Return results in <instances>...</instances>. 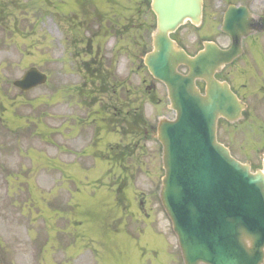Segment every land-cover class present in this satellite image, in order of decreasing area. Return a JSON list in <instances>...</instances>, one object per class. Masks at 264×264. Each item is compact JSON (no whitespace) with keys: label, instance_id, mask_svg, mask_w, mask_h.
I'll use <instances>...</instances> for the list:
<instances>
[{"label":"rangeland","instance_id":"1","mask_svg":"<svg viewBox=\"0 0 264 264\" xmlns=\"http://www.w3.org/2000/svg\"><path fill=\"white\" fill-rule=\"evenodd\" d=\"M3 1L6 10L0 13V260L14 264L19 258H62L64 250L59 246L68 234L64 211L69 195H73L72 202L82 199L87 208L95 209L96 202H101L103 242L140 241L153 248L157 244L163 250L158 256L150 250L129 251L133 264L146 260L150 264H178L176 240L167 239L164 232L170 221L158 201L164 170L155 126L162 114L174 116L173 111L161 104L166 100L165 92L158 87L160 101L145 96L137 102L143 105V116L153 133L146 142H139L132 134L115 128L113 132L99 131L98 136L94 117L86 113L91 107L85 110L73 90L84 87V75L89 69L84 64L86 60L91 61L92 67L100 66L102 61L106 73L112 70L118 76H129L134 84L145 78L149 82L141 59L148 46H138L135 37L141 33L147 37L154 27L146 26L143 31H131L132 34L120 30L118 37L105 33L106 20L96 21L95 10L98 8L104 14L112 7L125 8L129 0ZM120 13L127 12L121 9ZM129 26L136 27L131 22ZM213 31L218 34L216 25ZM181 32L191 38L194 30L187 27ZM205 32L204 28L200 34ZM31 66L45 72L48 81L21 92L13 81ZM97 99L100 101L95 106L109 105L105 102L109 99L106 94ZM233 129L237 140L250 146L256 135L264 134V121L251 130L246 125ZM136 142L138 149L125 162L124 173L113 165L110 150L117 149V143L121 149L130 143L127 151H135ZM258 151L259 148L240 149L233 153L244 160L255 159ZM118 178L127 179L119 194L118 185L113 186ZM124 192L130 201V211L122 223L123 231H115L117 227L109 225L110 215L104 211L119 210L114 205L117 199L114 195ZM78 211L76 208L73 212ZM141 230L143 234L139 233Z\"/></svg>","mask_w":264,"mask_h":264},{"label":"water","instance_id":"2","mask_svg":"<svg viewBox=\"0 0 264 264\" xmlns=\"http://www.w3.org/2000/svg\"><path fill=\"white\" fill-rule=\"evenodd\" d=\"M152 8L158 21L153 51L144 61L155 78L167 83L171 106L177 112L173 121L160 120L157 129L158 140L164 145L161 201L185 260L189 264H211L213 259L262 264L264 157L263 168L253 171L250 164L235 159L217 140L220 117L229 121L242 117L243 106L229 86L210 74L203 96L194 84V74L202 70L208 50L213 52L211 71L227 62L231 54L211 44L192 58L170 38L187 21L199 24L202 0H153ZM243 15L248 17L245 12ZM228 18L230 15L226 22ZM229 27L225 23L224 30L229 31ZM180 62L191 68L190 75L176 71ZM46 80V74L32 67L15 85L29 90ZM208 235L214 236V257L208 251Z\"/></svg>","mask_w":264,"mask_h":264},{"label":"flooded vegetation","instance_id":"3","mask_svg":"<svg viewBox=\"0 0 264 264\" xmlns=\"http://www.w3.org/2000/svg\"><path fill=\"white\" fill-rule=\"evenodd\" d=\"M203 3L205 11L203 20L205 19V25H207L206 33L202 35L195 34L191 38H188L189 36L184 37L182 34L178 36V39L183 42L192 55H196L205 47V43L210 41L217 42L225 49H230L233 45L239 44L237 56L224 68L218 70L216 77L228 83L246 106L244 110L245 122L253 127L256 123L264 120V31H253L255 28L249 26L253 21L251 18H239L247 25V28L244 29L247 33L234 29L235 37L226 33L215 35L212 25L217 23L222 26L230 8L242 7L250 10L255 16H264V0H203ZM132 4L130 9L133 11V16L127 19L129 22L133 25H152L155 23V17L150 12L151 0H132ZM256 18H254V21L257 20ZM236 39H239V41H236ZM180 69L185 72L188 70L186 67ZM196 84L202 91L206 87V82L202 78H198ZM219 136L223 139V142L230 146L236 144L235 141L232 142L235 137L225 121L220 126ZM262 145H264V138L256 135L249 148L255 149ZM72 223L73 225H79V230L74 231V241H71V235L68 234V243L64 248L63 258H19L14 260V264H112L111 259H104V250H116L117 252L120 250L119 253L122 256L119 259L120 264H133L129 251L138 250L146 253L150 250L154 256L163 253V250L157 244L154 248L146 243L141 244L139 242L135 244L113 243L110 244L111 246H104L101 240V210L97 206L94 216L90 210H84L78 219L73 218ZM176 252L178 258L175 263L185 264L181 251L177 249ZM0 262L12 264L9 260ZM143 264L150 263L146 260Z\"/></svg>","mask_w":264,"mask_h":264},{"label":"trees","instance_id":"4","mask_svg":"<svg viewBox=\"0 0 264 264\" xmlns=\"http://www.w3.org/2000/svg\"><path fill=\"white\" fill-rule=\"evenodd\" d=\"M89 80H90L93 84H95V83H97V82L99 81V84H100V85H102V86L105 85V78L102 77L101 75H97V77H96V75H94V74H90V75H89ZM106 87H107V86H106ZM106 87H105V88H106ZM108 90H109V89H108ZM91 92H92V91H84L83 89H81V94H82L87 100L93 99V97H95L94 95H91ZM86 102H87V101H86ZM135 110H137V107L135 108ZM95 114H97V115H102V116H103V114H104V115L107 114V111L103 108V110H98V111H96ZM104 121H105V123L108 122L107 119L104 120ZM115 122H117V123H122L121 121H115ZM145 124H146L145 120H144L143 118H139L138 121H136V126L134 127V132H135L136 134L144 135V129H145V127H146ZM118 155H119V158H118V159H115V158H114L113 160L122 161V160L124 159V157L122 156V153H121V154H118ZM118 155H116V156H118Z\"/></svg>","mask_w":264,"mask_h":264}]
</instances>
